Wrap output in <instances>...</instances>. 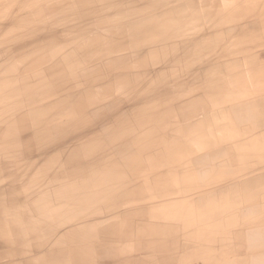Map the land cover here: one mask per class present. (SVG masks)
I'll use <instances>...</instances> for the list:
<instances>
[{
	"label": "bare ground",
	"instance_id": "obj_1",
	"mask_svg": "<svg viewBox=\"0 0 264 264\" xmlns=\"http://www.w3.org/2000/svg\"><path fill=\"white\" fill-rule=\"evenodd\" d=\"M262 99L264 0H0V264H264Z\"/></svg>",
	"mask_w": 264,
	"mask_h": 264
},
{
	"label": "rangeland",
	"instance_id": "obj_2",
	"mask_svg": "<svg viewBox=\"0 0 264 264\" xmlns=\"http://www.w3.org/2000/svg\"><path fill=\"white\" fill-rule=\"evenodd\" d=\"M154 46L148 45L146 47H144L142 49L144 56L148 57L150 59H152L155 56L156 53V48H153ZM238 107H240V109L243 110H249L250 114L253 115L254 117L258 118H262L264 117V100H258L254 103V101L251 102H247V103H242L241 105H239ZM103 123V121H100V128L97 127V132L100 134H95V136H93L92 138H95L97 141H99V143L102 145V143H105V141L109 140V137L105 134V132L102 130L101 124ZM69 136V133L66 129H64V131L56 136H54L53 138H64L67 139V137ZM101 136V137H100ZM69 140V139H68ZM93 148L91 145L90 140L85 143L82 142L79 146V148L74 152L75 154V159H73L72 161V166H68L70 167H74L76 168L78 165H80L79 167H81V165L83 164H90V157L93 155ZM44 153V152H42ZM42 153H40V156L42 155ZM36 157V156H35ZM41 157L45 158L47 157L46 155H42ZM17 161V160H16ZM14 167V165L10 168L12 169ZM80 171V170H77ZM80 174V173H79ZM80 176V175H79ZM262 180H264V177H262ZM264 184V182L262 183ZM241 264H245L244 260H240Z\"/></svg>",
	"mask_w": 264,
	"mask_h": 264
}]
</instances>
